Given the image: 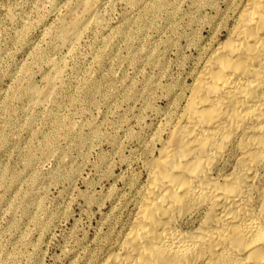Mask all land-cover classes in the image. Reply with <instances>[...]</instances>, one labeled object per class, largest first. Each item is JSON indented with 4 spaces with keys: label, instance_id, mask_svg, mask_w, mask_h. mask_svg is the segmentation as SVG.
Masks as SVG:
<instances>
[{
    "label": "rangeland",
    "instance_id": "1",
    "mask_svg": "<svg viewBox=\"0 0 264 264\" xmlns=\"http://www.w3.org/2000/svg\"><path fill=\"white\" fill-rule=\"evenodd\" d=\"M233 1L0 0V264H93Z\"/></svg>",
    "mask_w": 264,
    "mask_h": 264
},
{
    "label": "bare ground",
    "instance_id": "2",
    "mask_svg": "<svg viewBox=\"0 0 264 264\" xmlns=\"http://www.w3.org/2000/svg\"><path fill=\"white\" fill-rule=\"evenodd\" d=\"M232 6L93 264H264V0Z\"/></svg>",
    "mask_w": 264,
    "mask_h": 264
}]
</instances>
